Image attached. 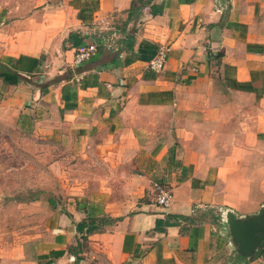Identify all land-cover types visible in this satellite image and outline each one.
Masks as SVG:
<instances>
[{
    "label": "crops",
    "instance_id": "obj_1",
    "mask_svg": "<svg viewBox=\"0 0 264 264\" xmlns=\"http://www.w3.org/2000/svg\"><path fill=\"white\" fill-rule=\"evenodd\" d=\"M0 64V121L95 157L0 264H261L225 217L264 213V0H0Z\"/></svg>",
    "mask_w": 264,
    "mask_h": 264
},
{
    "label": "rangeland",
    "instance_id": "obj_2",
    "mask_svg": "<svg viewBox=\"0 0 264 264\" xmlns=\"http://www.w3.org/2000/svg\"><path fill=\"white\" fill-rule=\"evenodd\" d=\"M38 132L0 121V263L42 234L47 214L76 186L95 180V157L80 144Z\"/></svg>",
    "mask_w": 264,
    "mask_h": 264
},
{
    "label": "water",
    "instance_id": "obj_3",
    "mask_svg": "<svg viewBox=\"0 0 264 264\" xmlns=\"http://www.w3.org/2000/svg\"><path fill=\"white\" fill-rule=\"evenodd\" d=\"M226 225L236 242L237 253L246 256L260 248L264 240V213L257 218L240 221L234 214H226Z\"/></svg>",
    "mask_w": 264,
    "mask_h": 264
},
{
    "label": "built area",
    "instance_id": "obj_4",
    "mask_svg": "<svg viewBox=\"0 0 264 264\" xmlns=\"http://www.w3.org/2000/svg\"><path fill=\"white\" fill-rule=\"evenodd\" d=\"M97 53L95 44H83L76 48L74 54L73 65L75 67L82 66L85 62L91 60ZM166 62L165 48L158 49L155 57L149 62L148 69L155 73H160ZM153 192L155 195V203L161 208H168L173 199V193L170 188L161 183L153 184ZM260 263L264 264V254L259 258Z\"/></svg>",
    "mask_w": 264,
    "mask_h": 264
},
{
    "label": "trees",
    "instance_id": "obj_5",
    "mask_svg": "<svg viewBox=\"0 0 264 264\" xmlns=\"http://www.w3.org/2000/svg\"><path fill=\"white\" fill-rule=\"evenodd\" d=\"M154 7L152 8V10H153V13H155V11H154ZM0 70H3V72L4 73H6V74H11V75H16L17 77H18V75L16 74V73H14L13 71H11V70H9V69H6V68H2V65L0 64ZM19 78V77H18ZM84 225L85 224H80L77 228L79 229V230H81L83 227H84ZM89 230V229H88ZM92 229H90V231H91ZM243 263H245L246 262V260L244 259L243 261H242Z\"/></svg>",
    "mask_w": 264,
    "mask_h": 264
}]
</instances>
